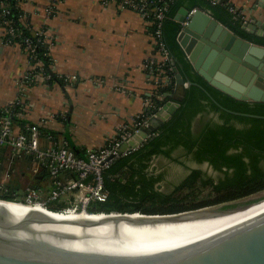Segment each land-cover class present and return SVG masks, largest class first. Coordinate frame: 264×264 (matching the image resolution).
<instances>
[{
  "label": "water",
  "instance_id": "obj_1",
  "mask_svg": "<svg viewBox=\"0 0 264 264\" xmlns=\"http://www.w3.org/2000/svg\"><path fill=\"white\" fill-rule=\"evenodd\" d=\"M189 12L181 7L174 19L181 24L177 41L193 70L235 99L264 102V47L201 8L186 20ZM239 17L243 31L264 37L263 22ZM173 71L182 86L178 68ZM182 95L162 105L120 151L138 148L171 116ZM5 201L10 200L0 199V264H264V191L191 210L141 213L147 218L56 216Z\"/></svg>",
  "mask_w": 264,
  "mask_h": 264
},
{
  "label": "crops",
  "instance_id": "obj_2",
  "mask_svg": "<svg viewBox=\"0 0 264 264\" xmlns=\"http://www.w3.org/2000/svg\"><path fill=\"white\" fill-rule=\"evenodd\" d=\"M228 2L244 20L255 16L264 24V0ZM19 7L23 21L32 30L46 28L51 72L70 80L61 85L39 76L21 89L20 79L30 69L28 60L18 44L1 43L0 107L19 101L20 119L56 132L59 140L71 148L73 144L82 154L103 145L119 126L144 111L148 98L155 93L142 67L153 54V43L149 25L138 13L111 0L106 5L101 0H21ZM187 86V82L178 85L175 98ZM205 114L194 119V132L197 121ZM209 115L216 119V115ZM40 143L47 144L44 139ZM179 149L167 156L153 155L148 163V173L158 177L155 188L160 193L173 190L194 168L189 167L180 178L170 176V169L180 166L175 155ZM2 151L0 172L9 167L6 183L19 193L29 183L30 157L11 159L8 149Z\"/></svg>",
  "mask_w": 264,
  "mask_h": 264
},
{
  "label": "trees",
  "instance_id": "obj_3",
  "mask_svg": "<svg viewBox=\"0 0 264 264\" xmlns=\"http://www.w3.org/2000/svg\"><path fill=\"white\" fill-rule=\"evenodd\" d=\"M1 1L9 12L0 18V22L2 23V19L9 21L5 27H11L13 30L12 33L7 32L1 37L2 43L20 44V49L24 52V41L30 40L34 48L30 64L40 63L42 72L51 75L48 82L55 80L64 85L63 80L51 72L52 59L48 45L38 42L31 26L23 21L24 14L19 7L21 0ZM146 1L148 8H165L162 37L174 62L172 67L178 68L184 82L190 81L192 84L182 88L183 95L179 106L166 121L155 127L152 134L138 148L114 160L103 172L108 196L105 201L92 204L89 210L116 212L112 214L174 213L236 200L264 190V102L235 99L210 86L200 76L193 75L192 66L177 41L181 24L174 16L181 7L188 10L201 8L208 10L215 19L246 39L264 45V37L243 31L242 18L230 11L232 6L225 0L216 3L212 0ZM1 9L0 6V11ZM151 30L149 27V31ZM40 68L37 67L32 72H39ZM163 75L168 79L156 88L151 97L154 108H144L143 113L148 116L172 100L176 94L178 84H175V72L172 69L165 70ZM19 107L20 104L15 106V112H20ZM203 113L216 115V119L204 120L202 117L200 128L194 132L193 121ZM13 121L20 127L33 125L19 116H14ZM37 128L40 133L45 131L43 128ZM176 148H182L186 155L192 153L197 162H207L219 177L215 179L201 169L193 168L171 192H158L155 188L158 177L148 173V163L153 155L167 156ZM199 188L208 189L210 197L197 200L196 192ZM14 192V187L8 186L6 192L0 191V199L16 200L18 197ZM51 207L52 210L59 208Z\"/></svg>",
  "mask_w": 264,
  "mask_h": 264
},
{
  "label": "built area",
  "instance_id": "obj_4",
  "mask_svg": "<svg viewBox=\"0 0 264 264\" xmlns=\"http://www.w3.org/2000/svg\"><path fill=\"white\" fill-rule=\"evenodd\" d=\"M109 0H101L103 5ZM116 1L121 8H127L138 13L152 29L150 31L151 42L153 43V54L143 63L144 72L151 78V82L156 88L168 79L163 75L165 70H173L172 60L165 46L162 37V23L166 17L165 8L153 7L148 8L146 0H111ZM223 0H212L213 3ZM228 2V0H225ZM0 18H3L9 11L5 9L3 2L0 0ZM190 10L186 20L194 12ZM230 11L239 15L233 7ZM51 10H48L50 13ZM9 21L2 19L0 22V44L1 37L7 32L12 33L11 27H5ZM37 36V41L48 45V36L46 28L32 31ZM26 56L30 69H28L20 79V87L23 89L28 83L35 82L37 77L41 76L49 80L51 75L42 72V65L38 62L31 65L30 59L34 48L30 40L24 41ZM8 44V43H5ZM21 47L20 44H18ZM50 55V54H49ZM39 67V72H32ZM157 67V68H156ZM157 70V72H155ZM57 78L68 81L69 77L57 75ZM175 78V75H174ZM175 84L176 81H175ZM186 84V83H185ZM160 97L159 95H157ZM19 101H12L6 106L0 107V156L2 148L8 149L11 159L18 156H29L31 164L29 166V183L22 189V195L19 199V193L14 192L18 197L16 202L28 205L39 204L46 209L52 210L50 206L59 207V212L65 211H86L91 213H105L96 210H89V207L95 202L105 201L108 192L104 185L103 172L120 156L128 153L121 152L120 147L134 135H138L141 130L146 128L155 112L149 116L140 112L136 114L130 123H125L118 127L116 134L107 138L103 145L91 148L85 151L84 157L78 155L66 141L58 139L57 135L50 131H44L42 134L37 125H23L18 129L13 121L14 116L20 117V112H15V106ZM147 107H153L151 97L145 103ZM44 139L47 144L42 146L40 141ZM145 141V140H144ZM143 141V142H144ZM1 167V159H0ZM10 177L9 167L0 172V191L6 192L8 186L6 180Z\"/></svg>",
  "mask_w": 264,
  "mask_h": 264
},
{
  "label": "rangeland",
  "instance_id": "obj_5",
  "mask_svg": "<svg viewBox=\"0 0 264 264\" xmlns=\"http://www.w3.org/2000/svg\"><path fill=\"white\" fill-rule=\"evenodd\" d=\"M204 116H205L203 118L204 120H208V119L213 117V116L210 117L209 114H205ZM214 119H212V120H214ZM200 121L201 120H198L197 123H196V127H195L196 130H198L200 128V124H201ZM175 155H176V159L180 162V166L176 165V167L171 168L169 173H170V176L172 175L174 177V179H177V178L182 177L183 173H185V171L187 169H189V167L194 166V163H192V162L188 161V159L184 158L183 154L181 152L180 153L177 152V153H175ZM195 165L197 167H199L206 175L211 176V177H213L215 179H217L219 177V174L217 172L213 171L207 164L204 163V164H200V165L199 164H195ZM263 167H264V164H263ZM171 191L172 190H170V189H165L164 190V192H166V193L167 192H171ZM262 191H264V190H262ZM259 192H261V191H259ZM22 193H23L22 190H20L19 191V195H20L19 199L21 198ZM196 193H198V195L196 197L197 200H204V199L210 197L209 190L205 189V188L197 189ZM253 194H255V193H253ZM253 194H251V195H253ZM248 196H250V195H248ZM243 198H245V197H242V198L230 201V202L238 201V200H241Z\"/></svg>",
  "mask_w": 264,
  "mask_h": 264
},
{
  "label": "bare ground",
  "instance_id": "obj_6",
  "mask_svg": "<svg viewBox=\"0 0 264 264\" xmlns=\"http://www.w3.org/2000/svg\"><path fill=\"white\" fill-rule=\"evenodd\" d=\"M4 203H9V204H14L18 206H23V207H28V208H33L37 210H42L45 212H48L50 214L56 215V216H79V217H90V218H113V217H137V218H147L148 216L139 214V213H134L132 215H121V214H105V213H91V212H86V211H65V212H59V211H53L50 209H46L43 206L39 204L35 205H28L24 204L21 202H16V201H5ZM33 206V207H30ZM116 213V212H114Z\"/></svg>",
  "mask_w": 264,
  "mask_h": 264
},
{
  "label": "flooded vegetation",
  "instance_id": "obj_7",
  "mask_svg": "<svg viewBox=\"0 0 264 264\" xmlns=\"http://www.w3.org/2000/svg\"><path fill=\"white\" fill-rule=\"evenodd\" d=\"M176 149H178V148H176ZM175 150V149H174ZM180 150V152L183 154V157L184 158H186V159H188V161H190V162H192V163H194V166H192V167H194V168H199V167H197L195 164H207L208 165V163L207 162H197L196 160H194V158H193V155H192V153L191 154H189V155H186L185 154V152H184V150L182 149V148H180L179 149ZM209 166V165H208ZM210 167V166H209ZM211 168V167H210ZM193 169V168H192ZM200 169V168H199ZM212 169V168H211ZM213 170V169H212ZM214 171V170H213ZM216 172V171H215ZM233 201V200H232Z\"/></svg>",
  "mask_w": 264,
  "mask_h": 264
}]
</instances>
